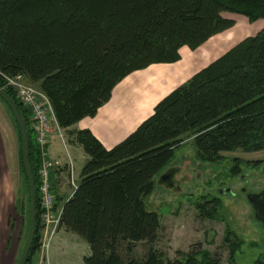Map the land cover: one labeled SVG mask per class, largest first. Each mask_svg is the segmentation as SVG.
<instances>
[{
  "label": "trees",
  "instance_id": "16d2710c",
  "mask_svg": "<svg viewBox=\"0 0 264 264\" xmlns=\"http://www.w3.org/2000/svg\"><path fill=\"white\" fill-rule=\"evenodd\" d=\"M228 13L251 24L264 19V0H0V72L40 82L58 127L68 128L94 117L127 74L171 64L181 47L195 50L228 30L233 21L222 17ZM0 88L20 109L28 130L37 199L29 264L40 248L39 153L28 111L1 79ZM187 134L204 162L221 161L222 152L264 151V28L175 88L117 146L105 150L88 130L75 133L88 160L61 206L60 221L89 245L84 264H218L201 250L177 253L173 260L152 249L144 259L133 256L137 244L156 242L160 219L144 200ZM219 206L213 198L196 207L201 217L212 218ZM226 241L233 264L239 242Z\"/></svg>",
  "mask_w": 264,
  "mask_h": 264
},
{
  "label": "rangeland",
  "instance_id": "374dc122",
  "mask_svg": "<svg viewBox=\"0 0 264 264\" xmlns=\"http://www.w3.org/2000/svg\"><path fill=\"white\" fill-rule=\"evenodd\" d=\"M227 15L225 18L232 21L241 17ZM23 76L26 84L44 94L40 82L31 83ZM56 125L58 127L57 122ZM54 126L51 125V135L57 138L55 149L65 156L62 143L64 140L68 143L69 132L58 127L63 136L59 138ZM193 137L190 134L182 137L172 160L154 177L153 191L145 198L144 205L149 212L157 213L160 230L154 244L141 243L134 247V259H144L148 249L163 253L168 260L175 259L180 252L188 254L201 250L218 264H230L228 238L232 245L234 240L235 244L239 242L233 264H264V222L255 219L252 207L246 201L247 193L258 194L264 190V151L222 152L221 161L209 163L196 157ZM18 138L15 119L0 99V264L18 263L29 229V193L20 170ZM48 149L49 146L47 153ZM47 161L54 164L49 153ZM68 163L57 164L65 175ZM74 163L73 182L77 184V170L83 162L75 159ZM66 176V186L73 190L71 179ZM67 196L66 193L63 196L56 194L59 207V200L63 201ZM213 198L220 203L215 215L201 217L196 206ZM60 227L49 241L45 256V253L41 254L43 233L40 222V248L29 264H84L83 259L90 255L89 245Z\"/></svg>",
  "mask_w": 264,
  "mask_h": 264
},
{
  "label": "crops",
  "instance_id": "0c3cea01",
  "mask_svg": "<svg viewBox=\"0 0 264 264\" xmlns=\"http://www.w3.org/2000/svg\"><path fill=\"white\" fill-rule=\"evenodd\" d=\"M228 16L222 15L223 18ZM263 28L264 19L249 24L247 19L241 16L238 20H233V26L228 30L210 37L195 50H190L187 46L178 49L179 60L171 64H150L144 69L127 74L111 90L110 98L96 110L94 117H84L70 127L62 128L70 135L68 143L65 140L62 143L65 156L55 149L56 136L51 137L48 149L51 161L60 166L71 163L74 181V161L80 159L83 162L77 170L80 181V172L87 163L88 157L74 140L76 132L88 130L105 150L117 146L142 122L151 117L154 107L175 88L184 85L193 75L224 55L230 48L239 44L244 38L252 37ZM58 174L59 183L55 185L57 195L63 196L64 193L68 195L63 201L59 200L61 207L74 190L66 186L67 173L65 175L63 171ZM60 229L65 230V228Z\"/></svg>",
  "mask_w": 264,
  "mask_h": 264
},
{
  "label": "built area",
  "instance_id": "2783aa9c",
  "mask_svg": "<svg viewBox=\"0 0 264 264\" xmlns=\"http://www.w3.org/2000/svg\"><path fill=\"white\" fill-rule=\"evenodd\" d=\"M0 79L3 82L4 89L10 90L21 107L28 111L29 128L32 130L33 141L38 149L40 167L38 170L39 183L37 188L40 222H42L41 232L43 233L41 254L45 253L44 255L46 256L49 247L48 243L61 225L60 218L62 213L61 208L58 206V198H56L57 189L55 187L58 184V177H60L58 174L60 172L59 165L47 161V148L50 144L51 134L53 133L51 125H55L54 127L59 138H63V136L56 125L53 108L48 96L42 94L31 85L26 84L22 74L10 76L0 72ZM71 166L72 164L68 163L65 167L68 179H71L70 186L74 190L76 186L73 182Z\"/></svg>",
  "mask_w": 264,
  "mask_h": 264
},
{
  "label": "water",
  "instance_id": "95a60500",
  "mask_svg": "<svg viewBox=\"0 0 264 264\" xmlns=\"http://www.w3.org/2000/svg\"><path fill=\"white\" fill-rule=\"evenodd\" d=\"M0 99L4 102L7 108H9L12 118L15 119L18 131L19 138L21 142L20 154H21V163L23 165V170L25 177L27 178V188L29 195V229L28 235L24 241L23 248L19 255V261L17 264H26L28 261V253L31 249V244L35 237V226H36V188L34 182V176L31 173V165H29V153H28V130H26V122L22 117L20 109L14 103V101L7 96L5 91L0 88ZM166 177H163V180H166ZM246 201L252 207L254 217L258 221L264 222V190L259 192L258 194L247 193Z\"/></svg>",
  "mask_w": 264,
  "mask_h": 264
}]
</instances>
